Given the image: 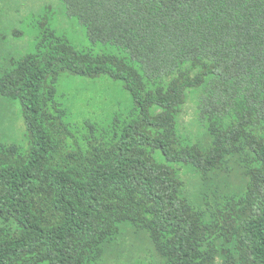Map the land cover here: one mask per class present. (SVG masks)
Instances as JSON below:
<instances>
[{
	"label": "trees",
	"instance_id": "obj_1",
	"mask_svg": "<svg viewBox=\"0 0 264 264\" xmlns=\"http://www.w3.org/2000/svg\"><path fill=\"white\" fill-rule=\"evenodd\" d=\"M62 1L118 54L43 23L46 48L1 70L29 149L0 144V264H264V0ZM65 76L123 82L131 115L80 141ZM129 235L147 251L127 263Z\"/></svg>",
	"mask_w": 264,
	"mask_h": 264
},
{
	"label": "rangeland",
	"instance_id": "obj_2",
	"mask_svg": "<svg viewBox=\"0 0 264 264\" xmlns=\"http://www.w3.org/2000/svg\"><path fill=\"white\" fill-rule=\"evenodd\" d=\"M57 36L66 38L81 52L103 54L118 51L102 44H92L86 27L68 14L62 0H0V76L11 57L21 58L26 54L44 50L42 24ZM61 102L69 110L68 123L80 141L88 133V123L109 127L116 115L126 119L131 115L134 101L124 88L123 82L110 77L92 80L80 76H65L60 84ZM192 97L193 93H190ZM196 98H190L180 117L183 132L196 134L201 129L196 117ZM0 144H18L29 149V138L20 101H11L0 96ZM120 249L127 260H138L147 251L143 237L129 235L120 242ZM134 262V263H135ZM124 263V261H123ZM122 263V264H123ZM131 263V262H130ZM129 264V263H128Z\"/></svg>",
	"mask_w": 264,
	"mask_h": 264
}]
</instances>
